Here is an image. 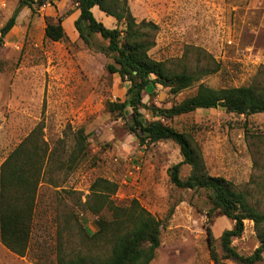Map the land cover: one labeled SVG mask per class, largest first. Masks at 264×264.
<instances>
[{"label": "rangeland", "instance_id": "1", "mask_svg": "<svg viewBox=\"0 0 264 264\" xmlns=\"http://www.w3.org/2000/svg\"><path fill=\"white\" fill-rule=\"evenodd\" d=\"M18 1L0 0V32ZM45 1L21 9L0 48V166L39 127L56 162L39 188L30 251L19 256L0 241V264H57L59 244L67 257L85 252L88 243L80 226L95 231L103 221L84 210L82 202L100 177L118 185L112 195L117 204L138 199L161 220V245L150 264H215L207 229L211 227L216 250L222 254L220 236L234 221L218 210L210 214L212 204L204 190L171 183L169 168L182 160L175 142L143 145L130 131V110L127 118L107 110L108 102L125 99L130 83L107 70L113 61L101 50L107 41L96 35L93 46H88L79 37L74 25L80 14L76 0ZM128 4L138 23L156 25L150 55L175 71L199 77L177 95L161 85L148 86L143 93L144 119L162 120L187 133L199 147L208 173L231 181L251 205L264 211V113L238 115L217 107L166 119L149 109H168L195 95L200 84L214 89L264 87V0H128ZM94 14L107 27H116V20L98 8ZM59 19L66 38L52 41L45 28ZM79 130L86 135L85 154L69 168L66 161ZM190 172L191 167L184 165L181 176ZM103 216L108 219L110 213ZM232 244L244 255L257 248L252 221H245L243 235ZM93 250L108 255L102 243Z\"/></svg>", "mask_w": 264, "mask_h": 264}, {"label": "trees", "instance_id": "2", "mask_svg": "<svg viewBox=\"0 0 264 264\" xmlns=\"http://www.w3.org/2000/svg\"><path fill=\"white\" fill-rule=\"evenodd\" d=\"M80 14L74 25L79 37L88 46H93V38L98 35L107 41L102 52L112 58L107 65L110 73H117L130 83L126 97L122 101H110L107 110L117 116L127 118L130 131L141 144L150 145L159 141H173L179 148L182 160L169 168L171 183L181 189L204 190L212 204L210 214L218 210L232 221L234 226L220 236L222 254L214 245L215 237L211 227L207 229L210 258L215 264L233 260L237 264H259L264 260V211L251 205L243 191L221 176L208 173L202 153L193 139L184 132L164 123L162 120H145L142 108L143 93L148 86L161 85L177 95L191 87L199 77L173 70L165 61L154 59L149 51L155 46L156 25L152 22L138 23L132 15L128 0H76ZM45 0H19L12 16L0 32V48L5 38L15 26L17 17L24 7L34 8L45 4ZM98 8L116 20V27L109 28L94 14ZM152 31V33H151ZM45 35L52 41L66 38L62 20L48 22ZM228 107L229 112L238 115L264 113V87L243 85L238 87L210 88L200 84L197 93L168 109L150 106L154 115L166 119L188 114L198 109ZM86 135L78 131L77 141L69 159L72 168L85 154ZM56 153L50 150L42 136L41 128L33 130L6 157L0 166V241L11 252L25 256L31 248L33 222L36 215L39 188L44 176L56 162ZM184 165L191 167L187 177L181 176ZM118 185L105 178H97L91 185L90 194L82 202L84 210H89L102 219L95 231L80 226L84 240L88 243L85 252L79 251L67 257L62 244L58 247L57 264H150L161 245V220L148 211L138 199L128 205L117 204L112 195ZM110 213V218L103 216ZM211 216V215H209ZM254 223L259 245L249 255L240 253L232 244L245 230V221ZM100 243L108 250V255L93 250Z\"/></svg>", "mask_w": 264, "mask_h": 264}, {"label": "water", "instance_id": "3", "mask_svg": "<svg viewBox=\"0 0 264 264\" xmlns=\"http://www.w3.org/2000/svg\"><path fill=\"white\" fill-rule=\"evenodd\" d=\"M218 108H219V109H224V110H227V109H228V107H227V106H224V105H222V104H221V105H219V106H218Z\"/></svg>", "mask_w": 264, "mask_h": 264}, {"label": "crops", "instance_id": "4", "mask_svg": "<svg viewBox=\"0 0 264 264\" xmlns=\"http://www.w3.org/2000/svg\"><path fill=\"white\" fill-rule=\"evenodd\" d=\"M95 9V8H94ZM94 9H93V11H94Z\"/></svg>", "mask_w": 264, "mask_h": 264}]
</instances>
